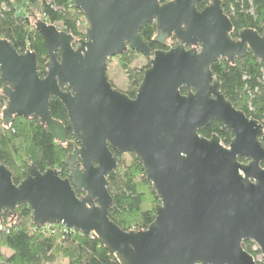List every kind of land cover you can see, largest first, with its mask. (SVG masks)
<instances>
[{"label":"water","instance_id":"1","mask_svg":"<svg viewBox=\"0 0 264 264\" xmlns=\"http://www.w3.org/2000/svg\"><path fill=\"white\" fill-rule=\"evenodd\" d=\"M162 1L73 0L88 23L83 41L38 23L49 58L44 79L34 53L0 40L4 125L37 118L66 144V127L50 112L56 98L79 143L67 161L77 167L65 180L30 166L16 185L0 161V215L28 205L36 225L95 235L120 264H257L244 244L264 259V129L222 94L212 66L249 53L264 64V33L233 39L222 0ZM202 1L212 5L199 12ZM145 25L156 26L154 43L165 47L174 35L180 45L153 52L141 37ZM193 45L200 51L187 50ZM128 47L151 60L134 99L107 79L109 61ZM213 122L234 135L229 147L200 135ZM113 152L140 161L160 200L144 232H125L108 216V177L119 168Z\"/></svg>","mask_w":264,"mask_h":264},{"label":"trees","instance_id":"2","mask_svg":"<svg viewBox=\"0 0 264 264\" xmlns=\"http://www.w3.org/2000/svg\"><path fill=\"white\" fill-rule=\"evenodd\" d=\"M222 7L232 24L233 39L241 31L264 33V0H222ZM38 23H47L77 41L87 39L88 25L83 13L74 8L73 0H0V40L10 42L19 54L34 53L39 76L44 79L49 58L45 40L36 29ZM156 34L155 25H145L141 30L143 41L149 43L153 52L163 50L153 42ZM140 56L128 47L116 57L127 75L128 83L122 92L131 99L136 97L144 73L151 66V61L145 59L143 67H133ZM212 71L227 100L264 129V64L249 53L234 62L221 59L213 64ZM107 79L121 91L109 79L108 71ZM3 89L0 71V161L9 169L14 184L25 180L30 166L40 173L55 170L62 179H68L77 165L69 166L67 161L79 143L72 134L63 103L52 99L50 112L66 127L68 140L64 145L55 141L37 118L18 116L10 126H5L3 111L7 99ZM200 135L207 139L217 136L225 147L234 140V135L218 122L211 123ZM260 143L264 148V135ZM113 155L119 168L108 177L114 202L108 216L125 232H144L156 220L160 200L134 155ZM244 248L257 264H264V259L258 260L261 253L253 243L246 242ZM59 257L69 264H120L95 235L76 233L58 224L36 225L28 205L0 215V264H50Z\"/></svg>","mask_w":264,"mask_h":264},{"label":"rangeland","instance_id":"3","mask_svg":"<svg viewBox=\"0 0 264 264\" xmlns=\"http://www.w3.org/2000/svg\"><path fill=\"white\" fill-rule=\"evenodd\" d=\"M86 19V18H85ZM87 21V20H86ZM88 25V23H87ZM146 58L143 56L138 57L136 62L134 63L133 67H143L146 64ZM109 79L114 83L116 87H118L121 90H125L127 86V75L125 72L121 69L120 63L118 59H112L110 70H109ZM262 258L258 257V260L260 261ZM50 264H69L68 260L64 258H57L55 262Z\"/></svg>","mask_w":264,"mask_h":264},{"label":"flooded vegetation","instance_id":"4","mask_svg":"<svg viewBox=\"0 0 264 264\" xmlns=\"http://www.w3.org/2000/svg\"><path fill=\"white\" fill-rule=\"evenodd\" d=\"M171 1H167V0H163L162 1V5H165V4H168L170 3ZM212 5L211 2H208V1H202L200 3L197 4V10L199 12H203L206 8L210 7ZM179 42L178 40L175 38V36H169V39L167 40V43H166V46L165 47H162L163 48V51H170L172 49H175L179 46ZM169 48V49H168ZM168 49V50H167ZM187 50L189 51H192V50H197V51H200V46H197V45H193L192 47H188ZM159 51V50H158ZM150 60V59H149ZM151 61V60H150ZM116 89V88H115ZM121 90V89H120ZM119 91V90H118ZM124 92L125 90H121L120 92ZM122 92V93H123ZM83 196V195H82Z\"/></svg>","mask_w":264,"mask_h":264},{"label":"built area","instance_id":"5","mask_svg":"<svg viewBox=\"0 0 264 264\" xmlns=\"http://www.w3.org/2000/svg\"><path fill=\"white\" fill-rule=\"evenodd\" d=\"M262 259H263V257L262 256H260Z\"/></svg>","mask_w":264,"mask_h":264}]
</instances>
